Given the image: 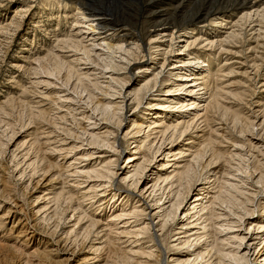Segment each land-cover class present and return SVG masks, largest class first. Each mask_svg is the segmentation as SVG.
I'll use <instances>...</instances> for the list:
<instances>
[{"label":"rangeland","instance_id":"1","mask_svg":"<svg viewBox=\"0 0 264 264\" xmlns=\"http://www.w3.org/2000/svg\"><path fill=\"white\" fill-rule=\"evenodd\" d=\"M255 10L259 15L249 17V13ZM82 11L85 14L96 12L102 16L104 20L98 22L92 19L89 23L91 26L99 24L100 29L90 33L79 28L76 14ZM164 32L173 33L172 52L167 55L166 41L169 36L162 37ZM76 37L90 51L91 46L100 42L112 47L109 52L113 69L110 68V71L116 70V73L109 72L102 76L105 66L109 65V58L101 60L105 57L101 53L100 58H95L94 53L89 54L92 65L88 64L83 51L74 47ZM161 37L165 39L160 51L162 57L156 56V48L150 45L154 38L158 42L164 41ZM195 40L198 41L196 46H191V54L187 53L184 59L187 61L196 57L195 61L208 66L199 70L202 77L207 79L205 94L193 100L203 107L197 110L199 116L181 138L172 144L166 141L164 145L167 148L172 146L177 153L180 150L184 152V162L195 150L203 151L204 161L210 159L213 149L217 150L225 160L219 166H225L228 169L226 178L233 180L240 173L235 168L238 161L230 160L235 143H239L238 147L244 146L247 154L245 160L249 159L250 162L247 141L254 134L264 138L261 128L252 125L256 117L261 118L264 109V0H0V264H103L106 255L99 259L97 256L104 247V250L108 247L117 252L108 260V264H124L122 257H131L128 249L136 251L140 244L141 248L151 245L145 244L147 241L144 239V242L136 243L131 235L121 234L124 221L115 222L116 226L110 221L115 212L119 213L122 209L129 212L137 206L136 195H131L129 201L126 203L124 200L122 204V198L118 201L117 197L109 199L113 193L103 201L98 198L102 188L96 187V184L95 189H91L96 180H86L84 175L81 177L76 172L98 170L108 161L118 159L117 166L112 169L118 174L114 179L134 192L128 182L121 181L126 171H130L131 164H127L126 159L135 146V140L130 139L131 135L124 137L125 133L132 132L140 123L147 131L148 123L152 122L151 115L147 116L150 109H145L148 104L169 108L162 112L166 116L161 120L164 122L176 118L179 106L152 101L154 96L142 91L135 103L131 101V95L126 97L123 112L116 109L109 115L99 107L94 113L98 115L95 118L91 112L86 113L88 109L83 107L85 101L95 106L102 101L101 95L105 93L115 95L113 91L119 90L118 82L122 80L129 81L127 88L130 89V84H133L136 90L144 80L151 78V72L159 74L156 98H164V89L171 88V85L164 86L168 84L166 79L170 78L169 83H175L176 77H169L168 73L172 72L170 68L174 63L177 64V50L186 42ZM67 41L69 46L66 45ZM211 41L214 42L212 48L208 45ZM100 49L106 51L103 47ZM136 55L140 60H134ZM120 59L124 62L127 59L131 66L136 61L137 64L128 68L130 74L126 72L127 66L119 63ZM145 72L149 73L143 75ZM109 79L116 84L109 83ZM61 91H64L60 93L65 95L63 98L68 95L76 103L59 102L55 94ZM95 96L98 99H94ZM120 100L113 102L119 104ZM216 101L220 104L217 111ZM208 104L210 106L205 110ZM205 113L208 114V124L202 122ZM100 118L105 120L102 121L104 123L109 122L111 127L105 128L106 124H103L97 129H90L95 119ZM185 119L188 117L180 121ZM119 121H122L120 131L117 128ZM107 131L113 133L109 142L113 144V150H117H92L91 153L104 152L105 158L94 160L96 154H93L85 158L87 161H82V155L88 148L84 142L85 132L104 135ZM189 138L194 140L192 145L195 147L190 151L189 146L184 145ZM114 139L116 143H113ZM59 150L63 151L57 153ZM46 159L58 167L46 169L47 175L39 171L42 166L36 170L32 166L34 161L45 165ZM159 160L160 156L148 165L142 174L143 179L150 177L152 170L160 167ZM198 163L193 164L191 172L195 176L194 186L201 182L197 178L208 170L204 162ZM213 183L207 194L219 189V184L216 186ZM245 188L252 193L258 190H252L249 186ZM94 191H97V195L93 199L95 203H91ZM203 191L201 189L200 193L204 194ZM123 192L120 191L119 195ZM57 194V200L52 199ZM124 194L130 195L127 192ZM135 194L139 193L135 191ZM166 197L159 196L160 203L167 201ZM97 199L100 202L96 203ZM191 203V196L185 198L182 204L184 210L192 208ZM251 204L247 208L255 210V213L245 227L256 221L257 215L263 212L264 192L257 195ZM155 213L156 210L147 211L149 216ZM78 214L86 215V218L75 224L74 219ZM181 216L178 213L177 218ZM90 220L102 226L97 231V237L92 234L95 229L85 223ZM153 223H157V220L154 219ZM179 224L180 221L175 219L161 237L160 246L166 248L165 251L170 249L172 240L179 233ZM125 228L130 232L131 228ZM88 243L99 246L100 251L93 253ZM162 254L166 255L164 252ZM173 254L176 253L168 252L164 256V264H175L176 260L184 258L183 255L178 257Z\"/></svg>","mask_w":264,"mask_h":264},{"label":"bare ground","instance_id":"2","mask_svg":"<svg viewBox=\"0 0 264 264\" xmlns=\"http://www.w3.org/2000/svg\"><path fill=\"white\" fill-rule=\"evenodd\" d=\"M76 15L79 18V20H76V25H79V28L90 31V33H94V29H100L99 24H95L94 26H91V24H89L92 19H95L98 22L104 20L103 17L96 14V12L85 14V11H82V13H77ZM251 15L257 16L259 14L255 10L249 13V17ZM90 36L93 37V35ZM166 36H169L168 41H166L167 52L165 51V53L167 55V53L172 52L173 33L164 32L162 37ZM162 37L161 39H164ZM156 38L150 41V45L156 48V56L161 55L162 57L163 53L160 51L164 46L165 39L162 42H158ZM109 40H112V38H110ZM75 41L76 44H74V47L78 51H83V55L85 56L88 64L92 65L90 63L91 60L89 54L94 53L95 58H100L101 56L105 55V57L101 58V60H105L104 58L107 57L109 58V65L105 66L104 69L106 70H102V76L109 72H112V74L116 73V70L110 71V68L113 69V61L109 52L112 50V47L100 42L91 46L90 51L86 46L82 44V40L78 41L76 37ZM205 41L208 42V40ZM197 42V40L192 43L186 42L184 46L180 47L177 50L178 53L175 55L177 64L174 63V66L170 68L172 72L168 73L169 77H176L174 79L175 83H169L171 81L170 78L166 79L168 80V84L164 86L169 87V85H171V88L164 89L165 93L163 92L164 94H162V97L164 98H156L157 94L155 93L158 92L156 85L159 74H154L153 72H151V78L144 80V83L141 86H138L139 88H137L136 90L133 84H130V89L127 88L129 85V81L122 80L118 82L120 85L119 90L113 91L115 95H109L110 93H105L104 96L101 95L102 101L97 102L95 106L89 104L90 101L89 103L85 101L86 104L82 103L85 104L83 108L88 109L86 113L91 112V115L93 117L96 114L95 111L99 107L101 108V111H103V113H110L109 115H111L113 114L112 112H114L116 109L122 112L124 111L123 106L128 95H131L130 99L135 103L142 91H145L146 94L150 93V96H154L151 99L152 101L166 102L168 104L175 103V105L179 106L177 109L178 111L176 113V118L172 121L164 122L161 120L166 116H163L162 112L167 111L169 108L165 105L154 104L151 106L150 104H148L147 108L145 109H150L147 116L151 115L150 120L152 119V122L148 123L147 131H145V129L143 128V123H140L139 125L137 124L136 128H133L132 132L125 133L124 137H129L131 135L130 139L135 140L133 142L135 146L132 147V152L126 159L127 164H131L129 167L130 171H126V175L121 178V181L125 183L128 182L129 187L134 188V192H131L129 188H124L123 185H121L122 183H118L116 182L117 180L114 179L118 174L117 172L115 173V171H113L112 169L117 166L118 159L114 161H108L98 170L93 169L90 172H86L84 170L85 173L76 172L77 174L81 175V177L84 175V178H86V180L92 178L96 180L94 181V183L93 181H91L93 183V185H91V189H95V185L98 184L96 185V187L102 188V190H99L102 192H100L101 194L98 198L103 199V201L107 200L106 197L110 196L113 193L112 197L109 199L114 200L115 197H117L116 201H118L120 198H122V204L124 200L127 203L131 198V195H136L137 200L135 205L137 206H135L131 211L129 210V212L126 209L123 210L121 208L122 210L120 209L121 211L119 213L115 212L113 219L110 221H112L111 224L113 226L117 225L115 222L124 221L122 223L123 225L121 226V228L123 229L121 231V234L131 235L135 238L134 241L136 243H142L144 242L142 239H144L147 241L145 244L149 243L151 245H147L145 248H141L142 245L140 244L139 249H135L136 251L128 249V251L130 250L131 257H128L126 255L123 256L122 258L124 259V264H164V256H166L168 252L176 253L173 254V256L175 255L179 257L180 255H183L184 258L181 260H176L175 264H253L255 262L256 264H264V204L262 207L263 212L261 214H258L256 217L258 219L254 222H250V224L245 227L246 222H249L250 217L253 215V213H255V210L247 207L252 205L251 203L255 201L257 195L263 194L264 192V138L262 139L260 136H258V134H254L247 141V150L250 154V162L249 159L245 160V156L247 154L245 150H243L244 146L241 145V147H238L237 145H239V143H235V145L233 146V151L231 152L232 155L230 157V160L238 161V165L235 168H238L240 173H237L234 170L237 173V176H235L233 180L228 177L226 178V176H228V169L225 168V166V169L223 168V166H219L220 162H225V160L223 159L224 155L217 152V150L213 149L210 159L205 161L203 151L195 150L192 153L190 152V154L187 156L188 160L184 162V159L186 158V156H184V152L180 150L177 153L174 149H172V146L167 148V145H164L166 141H169V144H172L177 138H181L188 131V129H190V127L195 122V119L199 116L197 110L203 107L199 106L200 103L198 101L193 100H197V98L200 99L205 94L204 90L206 89L207 79H205V77H202V73L200 74L199 70L205 68L207 65H205L204 62L199 63V61H195V59H197L196 57H194L193 59L188 58L187 61L184 59V56L187 53L188 55L191 54L189 52V49L191 48V46L194 47ZM66 45L69 46L68 41L66 42ZM208 45L212 48V46H214V42L211 41L208 43ZM101 47H103L106 51L103 52V50L100 49ZM99 53H101L102 55L100 56ZM55 56L59 58V56ZM163 57V62H165V56ZM134 60H140L139 55H136ZM126 61L127 63H125ZM126 61L124 62V60L120 59L119 63L122 65L125 64V66H127L126 72L128 71V73L130 74L131 71L128 68L134 66L137 63H135L136 61H134L131 66L127 59ZM193 69L197 71L195 72L193 71ZM92 71H94V69ZM147 73L149 72H145L143 75H146ZM109 81V83L114 82L113 79H109ZM114 83L116 84V82ZM127 89L128 91L126 93L125 90ZM64 91L56 93V99L60 100L59 102L61 103L65 102L71 104L72 102H75L72 98L68 97V95H66V98H63V96L65 95H61L60 93H64ZM96 98L97 97L95 96L94 99ZM88 99L90 100V94ZM115 99H121V102L119 104L114 103L113 100ZM217 102L218 101H216L217 108H215V111L220 108V104H218ZM209 106L210 104L206 105L204 109L207 110ZM188 112H192L193 114H189L188 116ZM207 115L208 114L205 113V115L202 117V122H205V124H208L209 122ZM97 117L98 115L95 116V118ZM184 117H188V119L180 121ZM200 119L201 118H199L198 120ZM102 121L105 120L103 118L95 119V122L92 123L93 127L90 129H97L99 125L102 126L103 124H106L105 128L111 127L108 124L109 122L104 123ZM106 121H108V119ZM96 122L102 123L96 124ZM121 122L122 121L118 122V131H120ZM252 125L261 128L264 134V109L261 118L256 117L252 121ZM111 135H113L111 131L105 132L104 135H96L93 132H89L86 134L85 132L84 136H86V139L84 142H86V146L88 148L82 155V161H87L85 158L93 156V154H96L94 160H101L105 158V156H103L104 152L91 153L92 150L102 149V151L110 150L115 152V150L117 149L113 150V144L111 145L109 142V137ZM166 135L168 136V138H165L167 137ZM116 142V139H114L113 143ZM192 144H194V140H192V138H189L184 145H186L187 147L189 146L188 148L190 151L195 148ZM75 148L76 147H74L73 150H75ZM60 151L63 150H59V152L57 153H61ZM117 153L118 152H116V154ZM159 156L160 160L158 162L160 163V165L158 166L160 167H157V170H152L150 177H148L150 179H148L147 177L143 179L142 174L146 171L148 165H150L153 161H156L157 157ZM46 160L47 161L45 165L42 162L38 161L32 162L33 168L36 170L37 168L42 166V169L39 171H43V173L45 174L50 169L58 168L57 165H53L49 161V159ZM230 160L228 162H230ZM198 162H204L203 164H205V168L208 170L204 175L197 178L199 179L197 181L200 182L201 179V182L197 183L196 186H194L195 176H193L191 172L193 169V164H196ZM154 164L155 163H153V165ZM216 169H218L219 171L215 172ZM209 173L211 174V176H208ZM217 174H220L218 178H216ZM212 178L214 180H212ZM211 183L216 186L217 184H219V189L216 192H210L207 194ZM206 186L208 188H205ZM246 186H249L250 189L255 188L258 190H256L257 192L252 193L249 190H246ZM194 187L195 189H193ZM196 188L198 189L196 190ZM107 189L109 190L107 191ZM201 189L204 190V194L200 193ZM120 191H124L123 194L119 195ZM135 191H137L139 194H135ZM125 192L130 193V195L124 194ZM209 194L210 197H208ZM95 195H97V191H94L93 197H91V203H95L93 200L96 197ZM161 195H166L167 201L160 203L161 199H159V196ZM189 196H191L192 208L184 210L182 204L185 198ZM57 198L58 194L52 197V199L55 200H57ZM136 198H134V200ZM100 199H97L98 201L96 203L100 202ZM113 207L114 206H112V208ZM148 210H156V215L149 216V214H147ZM178 213L182 215L181 218H177ZM85 216L86 215L83 216L82 214H78V217H76L77 219H74L76 220L75 224H79L80 222H82L83 219L86 218ZM154 219L157 220V223L155 224L153 223ZM175 219H178L180 221L179 227L177 228L179 230V233L176 234V237L174 236L175 238L174 240H172V246L170 247V249H168L169 251H165L166 248L164 249L160 246V239L166 233V231H168L170 223H174ZM85 223H88V227L95 229V232H91H93L92 234L97 237L99 234L97 231H99L102 226H100L98 222H94L91 220L88 222L86 221ZM141 223L143 224L142 227ZM127 224L128 226H126ZM125 227L134 230H132V232L131 230L130 232H127L128 230H125ZM56 228H58V225ZM128 235L125 236L128 237ZM88 248H90L93 253L100 251L99 246L89 245V243ZM105 248L106 247L101 249L100 254L97 256V258L99 259L103 254H105L106 258L102 261V263L108 264V260H110V258H112V255L117 252L113 251L114 249L112 250V248L109 249L108 247L106 250H104ZM145 249L149 251L146 252ZM162 252H164L166 255L163 256ZM120 259L118 260L120 261Z\"/></svg>","mask_w":264,"mask_h":264}]
</instances>
